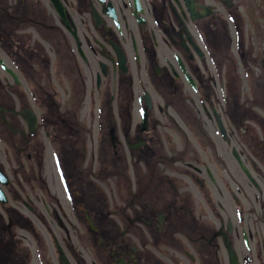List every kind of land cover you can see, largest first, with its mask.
<instances>
[{"label":"flooded vegetation","instance_id":"1","mask_svg":"<svg viewBox=\"0 0 264 264\" xmlns=\"http://www.w3.org/2000/svg\"><path fill=\"white\" fill-rule=\"evenodd\" d=\"M0 264H264V0H0Z\"/></svg>","mask_w":264,"mask_h":264}]
</instances>
